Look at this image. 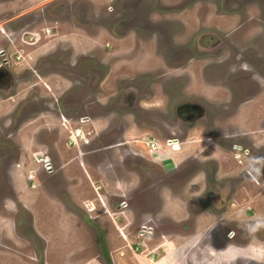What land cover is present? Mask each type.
<instances>
[{"label":"rangeland","instance_id":"1","mask_svg":"<svg viewBox=\"0 0 264 264\" xmlns=\"http://www.w3.org/2000/svg\"><path fill=\"white\" fill-rule=\"evenodd\" d=\"M217 2L221 8H226L234 0ZM249 3H253L249 12H261L264 17V0H250ZM166 4L164 0H0V50L3 49L9 58V63L3 66L11 79L10 84L0 86V264L57 263L55 259L61 254L50 249L52 252L47 255L45 249L53 237L57 240L51 234V225L56 220H67L68 215H72L71 220L73 217L86 220L89 225L86 241L93 246L97 244V251L99 249L101 258H105V264L106 259L112 264L108 254L113 248L110 241L113 232L123 242V251L115 250L123 258L122 264L130 261L141 264L136 261L138 257L153 264H170L172 260L175 264H198L206 248L204 243L209 241L211 233L215 236L213 243L231 244L220 250L208 244L207 250H212L214 256L229 258L227 261L217 259L218 262L212 259L208 263L264 264V227L251 232L246 227L255 217H264V162L259 163L262 157L257 154L260 160L251 159L250 166L242 150L229 151L227 147L228 141L247 143V136L252 134L244 125L249 124L248 119L252 122L262 118L264 98L253 106L243 103L248 111L240 107L237 114L233 109L229 118L228 113L221 112L220 108L212 110L210 114L218 124L219 133L199 124L189 128L185 138L179 140L188 155L195 158H188L187 168L183 167L179 174L168 175V178H164L160 165L146 159V155L143 158L126 156L125 149L144 153L138 144H144L142 140L149 135L160 136V140L164 136H176L145 131L142 123L136 127L128 116L121 139L116 119L110 120L112 115H106L113 110L107 111V108L118 99L124 85L143 91L150 89L154 97L145 107L172 115L174 106L192 94H204L209 99L204 101L207 104L221 105L226 100L224 96H217L220 85L216 84V88L211 85L220 79L231 77L236 80L231 82H240L243 87H247L244 83L253 80L261 82L252 68L239 67L230 61L221 68L204 69L205 59L199 60L204 55L203 49L195 42L187 49L179 43L189 40L186 38L190 30L184 32L177 20L185 22L188 27V19H195L196 10H179L177 16H170L167 21V17L158 15L169 12L165 11ZM207 11L211 15L206 16L207 25L219 27L218 17L212 14L214 8L209 6ZM148 12L153 13L151 25L156 26L152 25L150 34L141 30L136 33L134 19L138 22L140 16ZM183 15L184 21L181 19ZM47 27L50 28L49 35L44 32ZM169 29L177 37L184 34L165 45L163 39L168 36ZM260 31L254 28L250 34L253 32L251 36H255ZM253 43L260 45L258 40ZM261 50L254 52L260 55ZM213 58L210 57L206 64L213 63ZM196 61L198 64L186 68L172 65L173 62H178L179 66ZM169 83L175 89L174 97L179 95L178 99L167 101L165 93H172L167 86ZM241 91L246 92L243 88ZM91 97L96 100L95 104H100L104 114L93 110H97L96 107H90L88 101ZM165 102L169 107H163ZM116 112L129 113L123 109ZM84 115L91 116L92 120L80 121ZM238 131L245 135H238ZM85 139L90 141L86 143ZM120 140H126L128 145L117 146ZM208 141L221 145L216 149L227 154L223 159L219 158V175H214L217 179L210 176L217 165L216 159L210 157L214 156V149H210L215 145L202 151ZM172 146L177 148L178 144ZM48 163L51 170L46 168ZM245 170H249L251 176ZM179 171L180 168L170 170L172 173ZM195 173L205 174L206 183L199 175L195 181L199 191L193 193L191 185L186 184L185 188L189 190L186 192L182 189L183 184ZM224 183L229 188L228 194L221 193L210 202L208 194L215 185L222 188ZM166 188L184 201L179 203L181 212L187 211L189 225L183 230L181 226L168 225L156 213L159 205L167 202ZM123 191L125 196L120 197ZM195 197L197 204L190 203ZM94 198L96 208L89 215L83 211V206ZM121 199L127 202L128 210L122 215L115 214L117 228L111 222L114 214L101 211L105 204L115 211L120 209ZM240 209L244 210L243 214L237 216ZM170 211L174 213L173 207ZM197 211H209L211 215L203 214L195 224L192 217ZM148 216H152L157 225L144 246L139 244L140 238L135 235L139 231V219ZM176 230L182 233L193 230L199 239L187 260L175 255L177 247L160 244L163 233ZM228 232L234 233L231 240L227 238ZM155 245L158 247L153 250Z\"/></svg>","mask_w":264,"mask_h":264},{"label":"flooded vegetation","instance_id":"2","mask_svg":"<svg viewBox=\"0 0 264 264\" xmlns=\"http://www.w3.org/2000/svg\"><path fill=\"white\" fill-rule=\"evenodd\" d=\"M244 1L243 3H241ZM250 0H234L233 3L228 4L226 8H221L217 0H164L166 4V9L165 11L169 12H162L158 15L165 16L167 17L165 20L169 21L170 16H177L175 14L179 13V10H185V11H192L196 10L193 14L194 20L188 19V27H185V22H182L180 20H177L179 24L183 26L184 32L190 30V32L187 33L189 35V39L187 41L179 42L180 45H184V49H187V47L190 46L191 43L195 42V45L199 47L200 49H203L204 55L199 57L200 62H202L204 59V62L208 63L210 57L213 58V63L211 64H203V68H208V67H213L216 66L215 68H221L224 66H221L222 64H227V62H231L236 66H243L244 67H249L253 69V74L257 75L259 80L261 82H253L250 83H244L247 87H243L240 82L233 83L231 81H236L235 79L228 77L227 79H220L219 82L211 83L213 87L216 88L217 86V96H224L225 97V102L221 103L219 105L218 103L216 104H207L204 101H208L209 99L204 96V94H192L188 97L185 98L184 101L176 104L173 108L172 115L169 113H162L158 110L152 109L149 110V108H146L145 106H149V103L153 97L154 94L153 92L149 90H138L132 85H124L125 87L121 89L119 93V97L117 100H115L114 104L111 105V107L107 108V111L111 110L110 112H106V115H112L113 117L110 120H115L117 122V128L118 132L120 134L121 139L123 138V128L125 127L124 121L127 119L128 116L131 117V122L137 127L139 123H142L145 127V131H150V132H158L160 134H172L173 136L176 137H162L163 140H160V136L155 138V137H146V139H143L142 142L144 144H138L141 145L142 150H145V154L139 152L138 150L130 149L127 150L125 149V155L128 156L129 154L133 156L134 158H143V155H146V159L152 161L155 164L160 165V167L163 170V176L164 178H168L172 174H179L181 172V169L187 168V160L188 158L192 157L195 158V156L188 155L187 151L182 148L183 144L179 140V138H185L187 135V132L189 128L195 127V125L199 124L202 128H205L207 130H210L212 132H217V122H214L213 116H211L210 112L213 110H219L218 108L221 109V112L228 113L227 118L230 117V111L233 109L235 110L237 114L241 111L240 107H245V110L243 111H248L247 106L242 105L248 104L250 106L256 105L257 100H260V98H264V33L261 31H264V17L261 12L257 13H251L249 12L250 5L252 6L253 3H249ZM138 3V2H137ZM177 6V7H173ZM213 7L214 12L212 13L213 16H217V20L219 21V27L214 24L212 27H209L207 23L205 22L206 19L209 16L211 17L210 13L207 11L208 7ZM238 10V11H237ZM179 11V12H178ZM153 15L152 12H148L145 15H141V19L137 22L136 19H134V31L137 33H140L139 31H143L146 34H150V32L153 30V26H156L155 24L151 25V16ZM184 21V15L181 16ZM136 20V21H135ZM216 20V21H217ZM133 23V20H131ZM137 22V23H136ZM172 28V27H170ZM257 28V30L261 29L259 34H255V36H251V34H254L250 30ZM170 30V29H169ZM50 28L47 27L44 29V32L46 35L51 34ZM142 32V33H143ZM173 31L167 32V37L163 39V42L165 45H168L172 39L176 40L175 38H180L183 34H177L175 33L174 35L172 34ZM175 32V31H174ZM25 33H30V32H25ZM258 33V32H256ZM33 34V33H32ZM255 37V38H254ZM167 41L165 42V40ZM258 40L260 42V45L258 44H252L254 40ZM260 39V40H259ZM145 41H148L146 39ZM33 43V42H32ZM158 44L160 45V40H158ZM195 46V47H196ZM168 47V46H167ZM261 49H258V48ZM165 48V47H164ZM261 50L262 53L260 55L256 54L254 51H259ZM226 53V54H225ZM206 54V55H205ZM225 54V55H224ZM0 86L3 84H10L11 79L6 70H4V64L9 63V58L4 52L3 49L0 50ZM205 56V57H204ZM258 56V57H257ZM209 57V58H208ZM255 57V58H254ZM16 58V57H15ZM191 64H198L196 61L195 63L190 62L186 63L184 65H178V62H173L174 68H186ZM177 66V67H176ZM226 66V65H225ZM238 67V68H239ZM242 68V69H243ZM250 78L252 76L250 75ZM244 80V79H237V81ZM150 84V82L148 83ZM167 86L171 89L172 93L170 91H167L165 95H167V101H171L174 99H178L179 95L175 96V89L173 90L171 88V84H167ZM251 86V87H250ZM141 87V86H140ZM221 87V88H220ZM242 88L244 89L243 92L241 91ZM243 96V97H242ZM93 98H89L88 104L90 107H96V109H93L95 111H98L100 113H105L101 107L100 104L97 105L94 103ZM239 101V102H238ZM146 102V103H143ZM256 102V103H255ZM114 106L115 110H126L129 113H124L121 114L120 112L114 111ZM169 107L168 103H164L163 107ZM247 108V109H246ZM159 109V108H157ZM93 111H91L92 113ZM157 112V113H153ZM86 113V112H85ZM141 114V117L139 116ZM232 114V113H231ZM170 115V116H169ZM59 116H63L62 113H59ZM79 116V115H78ZM124 116V117H123ZM121 117L122 119H119ZM80 121L86 122L90 121L91 116H86L84 115L83 117L79 118ZM128 121V119H127ZM247 125H244L247 129L250 128V136H247V143H232L227 142V147L228 150H242L244 158L246 159L247 163H250L251 159L256 158V160H260V156L264 160V113L262 114V118L259 120H253L252 122L249 121L248 119ZM262 123V125H261ZM259 126V127H258ZM238 135H245V133L242 131L236 132ZM89 132H87V135ZM98 135V133H97ZM229 138V137H228ZM239 140V139H238ZM88 143L90 140L85 139ZM161 141V142H160ZM172 144H178L177 148H173ZM128 145V142L126 140H120L117 144V146H124ZM207 147H203L202 151L204 149H210V145H215L212 146L214 149V156H210L212 159H216L217 165L215 164L214 171L210 176L215 177L214 175H219L217 173V167H219V158L223 159L225 155H227L225 152L222 151V149H216V147H220L221 145L215 144L213 141H208L206 144ZM109 146V145H106ZM128 147V146H127ZM263 148L262 150L259 151V149ZM121 149V148H120ZM227 150V149H226ZM227 150V151H228ZM258 150V152L256 151ZM262 151V152H261ZM174 152V153H172ZM257 152V153H256ZM209 153V152H207ZM259 154V155H257ZM196 155V154H195ZM47 157V156H46ZM130 157V156H129ZM176 157H179V161L175 163ZM237 157V156H236ZM243 157V156H242ZM260 160L259 163H262L264 161ZM48 161V159H47ZM240 162V161H238ZM165 163V166H164ZM169 163V164H168ZM167 164V165H166ZM243 164V162H242ZM49 169L51 170V164H49ZM260 165V164H259ZM180 168V171L177 173H172L170 170ZM171 173V174H170ZM203 173V172H202ZM245 173L251 176V173L249 170H245ZM169 175V176H168ZM201 176V181L203 180L206 183V175L203 174H192L186 181L185 186L183 184L182 189H185L186 192L188 188L186 187V184H190L191 180L195 179L196 177ZM215 179H217L215 177ZM204 183V184H205ZM197 184L194 186V188L190 189V191H193V193H197L198 190ZM215 185L214 189L211 190V192L208 194V200L210 202L214 201L215 197H218L221 195V193L228 194V186L225 185V183L221 186ZM170 188V187H169ZM171 189H164V194H166L167 198L166 201H164L163 204L159 205V210L156 211L157 215L159 217H163V220H166L168 225H178L181 226L180 229L186 228L187 225H189L187 217V211L182 213V209L180 207V203H184L183 199L178 195L174 196L171 191ZM127 192V191H126ZM181 193V192H180ZM200 193V192H199ZM202 193V192H201ZM163 194V195H164ZM162 195V196H163ZM120 197L125 196V192L123 191L121 194H119ZM198 199L195 197L194 200H191L190 203L192 204H197ZM200 201V200H199ZM127 202L125 200H120L118 209L120 213H123L127 209ZM221 206V205H218ZM216 206L217 208H219ZM170 207H173L174 213L170 211ZM180 208V209H178ZM181 210V211H180ZM215 210V209H214ZM208 212V213H207ZM205 214V215H203ZM208 214L211 215L209 211L206 212H200L197 211L195 215L192 217V221H194L195 224H197L198 219L200 216H207ZM187 215V216H186ZM198 218V219H197ZM202 219V218H200ZM139 223L137 226H139V231L138 235H146V234H152L154 227H156L157 223L154 221L152 216H148L142 220L139 219ZM134 223V222H133ZM196 226V225H195ZM189 227V226H188ZM189 228L188 230H190ZM169 230V227H168ZM178 231V230H176ZM193 231V230H192ZM187 232V231H186ZM185 232V233H186ZM191 231H188L190 233ZM234 233L233 232H228L227 233V238L228 240H231L233 237ZM209 241L205 242L204 244L206 245H213V248H216L217 250H220L223 247H227L226 244H231V242L228 243H223L220 244L213 243L215 236H213V233L209 235ZM219 237V235H218ZM226 240V241H228ZM208 243V244H207ZM209 249V248H208ZM212 251V250H211ZM220 252V251H219ZM212 254L214 255V252L212 251Z\"/></svg>","mask_w":264,"mask_h":264},{"label":"crops","instance_id":"3","mask_svg":"<svg viewBox=\"0 0 264 264\" xmlns=\"http://www.w3.org/2000/svg\"><path fill=\"white\" fill-rule=\"evenodd\" d=\"M195 181H197L196 178L191 180V182H190L192 189L196 185ZM94 200H95V198L89 199V201L87 203L91 204V205H88L86 203V206H83V209H84L83 211L85 213H88L90 215L91 211H93V209L96 208V206L94 204L95 203ZM89 206H91V208ZM103 207H104V210H102L101 213H108V214L112 213V214H114V219H112L111 222H113L116 225L117 221L115 220V214L116 215L117 214L122 215V213H120V211L118 209L115 211L111 207L110 208H109V206L107 207L106 204L103 205ZM178 209H180V208H178ZM97 216L98 215H96L95 218ZM71 217H72V215L71 216L68 215L67 220H56L55 223L53 225H51V229H52L51 234H54L56 236L57 240L53 237L54 240L45 249V253L47 255H49L52 252V251H50V249H54L57 251V253L61 254L60 256L56 257L55 260L58 262L55 264H105V258L104 259L101 258V253L99 252V249L97 251V247H96L97 244H95L94 245L95 247H94L92 244H89L86 241V235H87L86 231H87V229H89V225L87 224L86 220L85 219L84 220H79V219L75 220L74 217L71 220ZM125 225H127V224L125 223ZM116 226H117V228L119 227V225H116ZM111 228H113V227H111ZM149 235H151V234H146V235L136 234L135 236H136V238L137 237L140 238L139 244L145 246L146 242H147V238ZM110 236H111L110 241H111L113 248L111 250V253L108 254L109 261L112 264H122L123 258L115 253V250H117L118 248L120 250H122V247H123L122 239L119 236H117L116 232H113L112 234H110ZM161 236H162V239H160L161 240L160 244H162V245L163 244H171V245H173V247L174 246L177 247L178 253H176V252H174V253L176 256H179V258H181L182 260H184V258L187 260L186 257L190 256L193 252L192 249L199 244V239L197 238V236H195V234H193V231H191L190 233H188V232L182 233L180 231H173V232L169 231L168 233H163V235H161ZM65 240H67V242L64 243L63 241H65ZM66 245L68 246L67 249H65ZM158 245H155L153 250L157 249ZM187 246H189L190 248L186 249ZM92 247H93V249H92ZM205 247L206 248H205L204 254L201 256L203 260L202 259L199 260L198 264H212V263H208L212 259H213V261H216V262H218L220 260H225V261L229 260L228 257L214 256L212 254L211 250H210V252L207 250L208 245L205 244ZM135 248L137 249V247H135ZM90 249H92L93 251H91ZM185 249H186V251H185ZM153 250H151V251H153ZM65 253H67L66 258L64 257ZM77 254H78V256H77ZM80 255H82V256H80ZM79 257H81V258H79ZM105 257H107V256L105 255ZM217 259H220V260H217ZM59 260H61V262H59ZM163 260H165V259H163ZM106 261H107V264H110L108 262V259H106ZM136 261H138V262L140 261L141 264H153L151 261L145 259L144 257H138V258H136ZM130 263L132 264L131 261H130ZM130 263H128V264H130Z\"/></svg>","mask_w":264,"mask_h":264},{"label":"clouds","instance_id":"4","mask_svg":"<svg viewBox=\"0 0 264 264\" xmlns=\"http://www.w3.org/2000/svg\"><path fill=\"white\" fill-rule=\"evenodd\" d=\"M250 166H251V162H250ZM243 209H240L236 215L237 216H240L243 214ZM248 231H255L256 229L260 228V227H264V217H260V216H257L253 219V221L251 223H248L246 225ZM170 264H175V261L172 260L170 261Z\"/></svg>","mask_w":264,"mask_h":264},{"label":"built area","instance_id":"5","mask_svg":"<svg viewBox=\"0 0 264 264\" xmlns=\"http://www.w3.org/2000/svg\"><path fill=\"white\" fill-rule=\"evenodd\" d=\"M47 162H48V161H47ZM46 165H47V167H46L47 170H50V169H49V165H48V164H46ZM46 165H45V166H46ZM45 166H44V167H45ZM45 170H46V169H45ZM31 177H32V175H29V178H31ZM34 177H35V176H34ZM34 182H35V181H34ZM31 184H32V186H33V182H32Z\"/></svg>","mask_w":264,"mask_h":264}]
</instances>
